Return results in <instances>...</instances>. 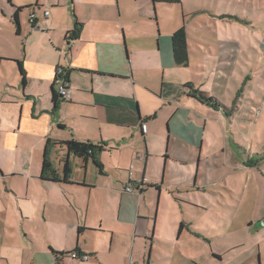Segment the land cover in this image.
Returning <instances> with one entry per match:
<instances>
[{
  "label": "crops",
  "instance_id": "crops-1",
  "mask_svg": "<svg viewBox=\"0 0 264 264\" xmlns=\"http://www.w3.org/2000/svg\"><path fill=\"white\" fill-rule=\"evenodd\" d=\"M157 6L170 7L161 8L165 14L163 23L156 15ZM32 12L37 15L33 22L29 19ZM182 18L181 1L0 0V28L14 32L21 44L15 49L7 45L6 53L0 51V105L3 107L0 110V179L18 177V183L6 189L12 192L18 206L20 200L32 202L43 215L40 233H33L31 228L30 234L43 237L44 244L37 243L29 255V264H57L53 251L64 253L59 258L60 264H176V259L190 260L196 256L193 242L200 237L195 233L197 225L187 216L182 220L181 216L175 218L172 194L163 193L165 183L151 174L145 146L143 154L140 150L148 131L146 123L151 119L146 108L140 115L139 91L149 93L151 96L144 97L150 100L157 94L153 78L155 81L156 75H161L158 96L173 108L165 120L169 128L166 139L176 137L184 141L179 146L185 152L182 159L197 156L196 147L199 158L203 131L208 125L206 121L203 125L201 112L211 110L219 114L222 110L223 120L239 126L240 130L248 128L247 124L240 126L237 120L240 116L244 124L249 121L250 128L260 127L258 121L264 114V40L255 49L258 56L255 65L249 67V72L247 67L242 71L252 88L243 98L247 104L240 98L238 102L233 101L229 84L240 85L242 77L236 78L228 70L225 74L217 72L224 81L223 91L217 94L205 88L200 91L222 104L211 107L192 95L191 86L186 85L188 78L181 79V83L172 79L166 84L163 80L165 69H205L193 63L192 55H202L207 60L206 54L212 53L211 45L207 51L204 45L198 46L203 42L199 36L189 44L187 32L192 30L184 26ZM180 26L186 33V66L177 65L172 52L171 34ZM206 28L205 24L198 26L195 32ZM21 33L29 37L26 44ZM218 56L216 60L225 57L221 51ZM17 61L24 69V83ZM60 65L68 68L70 94L54 102L52 83L56 67ZM222 68L229 69L225 64ZM163 88L175 91L168 97L163 95ZM142 115L146 119H141ZM219 115L222 117L221 112ZM125 126H132L133 132L122 131ZM47 139L103 145L97 156L102 171L90 159L71 157L69 182L42 180L39 176ZM19 148L29 151L19 158L25 163L23 167L16 165ZM49 148L48 159L60 173L65 149L59 144ZM123 153L127 166L120 168L118 161ZM257 155L262 156L258 162L264 161V153ZM133 161H139L141 167ZM248 168L258 171L253 164L243 169ZM191 174L189 169L188 179ZM129 181L134 185L132 192L124 190ZM182 184L189 185V191L197 190L194 181ZM180 190L178 193H189ZM161 198L166 203L159 210ZM181 200L190 207H198L190 198ZM166 213L169 215L164 219ZM21 218L30 216L21 212ZM182 238L186 243H180ZM207 247L202 248L204 259L210 256L211 246ZM164 259L168 260L164 262Z\"/></svg>",
  "mask_w": 264,
  "mask_h": 264
},
{
  "label": "rangeland",
  "instance_id": "rangeland-1",
  "mask_svg": "<svg viewBox=\"0 0 264 264\" xmlns=\"http://www.w3.org/2000/svg\"><path fill=\"white\" fill-rule=\"evenodd\" d=\"M180 1L183 11L182 22L185 27L187 25L192 30L187 32L189 44L199 36L203 42L199 41L198 46L204 45L206 49L211 45L212 53L206 54L207 60H203L202 55H192L193 63L204 66L205 69L196 67L165 69L164 83H170L172 79L181 83V79L188 78L186 85H190L193 95L199 98L200 91H204L202 88L210 89L215 94L223 91L224 81L219 78L217 72L225 74L231 70L236 78L242 77L240 85L236 86L233 82L229 84V90L234 96L233 101L238 102L240 98L242 103H245L243 98L252 88L246 82L242 71L247 67L249 72V67L255 65L258 57L255 49L264 40V0ZM161 8L167 10L170 7H156V15L160 23H163L165 14L162 13ZM23 23L26 24L27 20L24 19ZM204 24L208 28L196 33V27H203ZM21 35L22 38H26V44L29 37L25 36V33ZM17 38L14 32L5 31V28L1 27L0 51L6 53L7 45L13 49L18 47L20 42ZM234 41L240 46L235 45ZM219 45L222 47L219 48ZM24 50L26 52L25 46ZM220 51L225 57L216 60ZM222 64L228 65L229 69L222 68ZM160 77L161 75L158 74L155 81L153 78L157 94L150 97V100L144 97L149 93L139 91L142 94L140 96L139 93L140 103L137 104L138 109H142L140 115L146 108L151 119L146 123L148 131H145L144 145L140 143V150L143 154L145 146L149 169L154 173L147 174L151 173L159 182L165 183L163 193L172 194V203L175 204L177 212H173L175 218L181 216L182 220L186 219V216L189 217L194 225H197L195 233L200 236L197 242H193L196 256L190 260L176 259V264H264V168H260L264 165V161L258 162L262 156L257 155L264 153V114L258 121L259 128H250L249 121L244 124L240 116L237 119L240 126L245 127L247 124L248 127L240 130L239 126L229 125L223 120V111L219 108L220 111H217L219 114L221 112L222 117L218 112L211 110L201 112L203 125L204 121L208 125L203 131L200 157L198 158L199 148L196 147L197 156L184 160L182 158L185 157V152L179 148L184 141L176 137H174L176 140L173 137L166 139L169 128L165 120L172 113L173 108L167 104V100L158 96ZM174 91L163 88L162 92L163 95L171 97ZM218 103L220 104L219 100ZM2 108L0 105V110ZM192 116L195 117L194 114ZM141 117L146 119V116ZM132 128L125 126L121 130L133 132ZM145 128L144 123L143 130ZM134 132L138 134L137 129ZM260 143L262 145L257 146ZM122 148L121 152H124V147ZM25 151L19 148L17 166H25V163L19 160L23 154L29 153L28 150ZM164 155L167 157L164 158ZM126 159L123 153L120 163L118 161L120 168L127 166L124 164ZM10 160L11 157L6 163L8 164ZM133 162L136 166L140 164L139 161ZM247 164L257 166L258 171L243 169ZM140 167L137 172L140 171ZM189 169L192 174L188 179ZM19 180L18 177L0 179V264H29V255H32L37 243L44 244L43 237L30 234L31 228L33 233L40 230L43 219L41 210L34 208L29 201L20 200L18 206L12 192L6 189L10 184L15 186ZM185 181L190 183L194 181L197 190L189 191V185L182 184ZM175 188L178 189L177 192ZM180 188L189 193H184L185 191L178 193L181 191ZM174 196L179 197V200H175ZM184 197L190 198L192 204L198 207H190L189 203L181 200ZM165 203L164 198L159 200V210ZM21 212L24 215L29 214L30 218L22 219ZM168 215L169 213L163 214L164 219ZM25 233L27 235H24ZM31 239L33 243L30 244ZM180 243L184 244L186 240L182 238ZM208 245L211 246L210 256L204 259L201 256L202 248H208ZM167 260L164 259V262Z\"/></svg>",
  "mask_w": 264,
  "mask_h": 264
},
{
  "label": "trees",
  "instance_id": "trees-1",
  "mask_svg": "<svg viewBox=\"0 0 264 264\" xmlns=\"http://www.w3.org/2000/svg\"><path fill=\"white\" fill-rule=\"evenodd\" d=\"M153 3H179L180 0H152ZM21 9V8H19ZM17 12H15L16 17ZM18 31V30H17ZM69 34V33H68ZM171 44H172V52L174 61L177 65L186 66L187 65V49H186V33L183 26H180L178 29L174 30L171 34ZM18 70L21 75L22 83L25 82V74L24 69L21 65L20 61H17ZM53 84V83H52ZM193 95V94H192ZM58 98V95L53 89V101L55 102ZM199 98L201 101H204L207 105L211 107L218 106L216 100L210 96H204L200 92ZM62 145L65 149V155L61 159V169L60 173H58L51 162L48 159L49 147L50 145ZM104 149V146L101 144H93L89 141H77V140H66V141H58V142H50V140H46L44 144L42 162H41V170H40V178L42 180H49L55 182H69L71 173H72V162L71 157L81 158L83 161L92 160L93 163L98 168V171H102V165L98 161V153ZM181 228V225H180ZM57 264H60V256L64 253L55 252Z\"/></svg>",
  "mask_w": 264,
  "mask_h": 264
},
{
  "label": "built area",
  "instance_id": "built-area-1",
  "mask_svg": "<svg viewBox=\"0 0 264 264\" xmlns=\"http://www.w3.org/2000/svg\"><path fill=\"white\" fill-rule=\"evenodd\" d=\"M43 14L46 16L48 14V11L45 10ZM36 16L37 15L34 12L29 13L30 21L33 22ZM53 88L56 94L58 95V97L62 99L68 98L70 94V87L68 83V68L66 66L60 65L56 67L54 78H53ZM133 189H134V185L131 183V181H129L124 187V190L127 192H132Z\"/></svg>",
  "mask_w": 264,
  "mask_h": 264
}]
</instances>
